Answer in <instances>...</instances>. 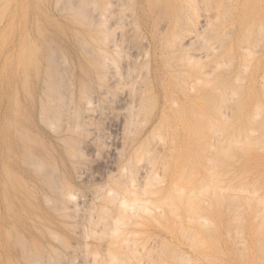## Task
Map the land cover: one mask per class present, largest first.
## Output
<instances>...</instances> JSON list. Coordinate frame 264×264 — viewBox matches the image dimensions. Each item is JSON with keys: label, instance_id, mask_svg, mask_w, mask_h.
<instances>
[{"label": "rangeland", "instance_id": "rangeland-1", "mask_svg": "<svg viewBox=\"0 0 264 264\" xmlns=\"http://www.w3.org/2000/svg\"><path fill=\"white\" fill-rule=\"evenodd\" d=\"M0 264H264V0H0Z\"/></svg>", "mask_w": 264, "mask_h": 264}, {"label": "bare ground", "instance_id": "bare-ground-1", "mask_svg": "<svg viewBox=\"0 0 264 264\" xmlns=\"http://www.w3.org/2000/svg\"><path fill=\"white\" fill-rule=\"evenodd\" d=\"M115 6H116V5H115ZM83 7H84V6H83ZM89 9H90V8H89ZM84 11H85V10H84ZM91 11H92V10H91ZM87 12H88V11H87ZM110 12H111V11H110ZM80 13H81V12H80ZM88 14H89V13H88ZM89 16H90V15H89ZM88 19H89V18H88ZM101 19H102V18H101ZM95 20L97 21V19H95ZM188 37H189V36H188ZM197 40H198V39H197ZM196 42H197V41H196ZM203 43H204V42L201 43V42L198 40L197 45L200 46V44H201V46H202V45H204ZM114 44H115V43H114ZM194 46H195V45H194ZM201 46H200V47H201ZM196 47H197V46H196ZM196 47H195V48H196ZM197 49H198V47H197ZM200 50H201V48H200ZM116 77H117V76H116ZM62 90H63V89H62ZM65 102H66V101H65ZM63 110H64V109H63ZM61 116H62V115H61ZM51 121H52V120H51ZM32 164H33V163H32ZM144 168H145V167H144ZM124 170H125V169H124ZM144 170H145V172H146V170L150 171V169H146V168H145ZM146 173H148V172H146ZM146 173H145V174H146ZM148 174H150V173H148ZM148 174H147V175H148ZM48 175H49V173H48ZM121 184H122V183H121ZM133 184H134V183H133ZM164 184H165V183H164ZM122 185H123V184H122ZM119 186H120V185H119ZM123 187H125V186L123 185ZM121 188H122V187H121ZM134 188H136V187L134 186ZM122 189L124 190V188H122ZM125 189H126V190H129V187H128V188L126 187ZM126 190H125V191H126ZM162 191H163V190H162ZM165 191H166V190H165ZM64 195H65V194H64ZM115 200H116V198H115ZM117 200H118V199H117ZM119 200H121V199H119ZM121 201H122V200H121ZM121 201H119V202H120L119 205L121 204V205L123 206V204H125L126 201H122V202H121ZM125 206H127V205L125 204Z\"/></svg>", "mask_w": 264, "mask_h": 264}]
</instances>
